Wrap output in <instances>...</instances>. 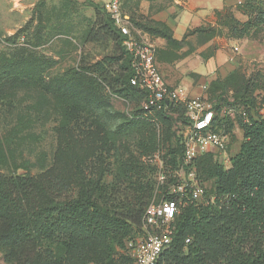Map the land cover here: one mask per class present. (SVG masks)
I'll return each mask as SVG.
<instances>
[{"label": "trees", "instance_id": "obj_1", "mask_svg": "<svg viewBox=\"0 0 264 264\" xmlns=\"http://www.w3.org/2000/svg\"><path fill=\"white\" fill-rule=\"evenodd\" d=\"M87 2L96 13L103 14V27L117 42L115 61L122 70L119 90L127 96L143 97L144 106L147 94L130 84L133 71L123 47V36L114 27L104 6ZM135 5L129 0L122 9L129 13ZM237 6L248 21L244 25L233 21L230 33L248 35L261 25L264 11L259 0H240ZM137 19L140 22L130 15L129 25L142 28L167 44H178L166 25L141 23L143 19ZM6 41L8 47H15L9 39ZM110 60L103 59L93 69L101 71L103 64ZM42 73V64L37 59H23L15 54L10 59L0 58V96L17 85L27 84L37 88L39 93L43 90L58 95L65 103L76 100L86 106L93 104L96 90L79 83L76 76L42 85ZM237 74L239 70L209 84L206 97L217 114ZM143 106L135 119H156L164 128L160 131L157 126L156 133L145 123L149 128L145 133L148 155L166 145L162 156L167 171L178 170L182 166L183 140L178 137L173 143L172 118L167 115L178 114L181 118L183 107L164 103L161 110L146 111ZM77 112L69 106L65 117L73 119ZM242 113L246 122L240 123L241 143L228 168H223L211 154L200 156L190 167H184L186 173L193 168L197 180V170H200L212 182V190L210 196L204 191L201 202L192 200L189 195L182 199L183 207L171 225V244L157 264H264V119L258 108L253 109L250 116L246 111ZM135 119L121 127L141 128ZM234 120L237 124V119ZM26 121L19 120L12 134L0 136V224L6 228L0 234V241L12 248L21 264H134L125 243L132 240L134 234L142 231L145 234L143 214L153 192V186L145 182L141 160L129 156L119 169L123 177L131 180L127 193H117L120 178H115L117 181L111 183L107 191L104 179L109 173L106 160L111 150L106 140L94 132L79 135L75 125L64 122L55 129L57 145L48 167H40L31 174L29 159L21 157L26 166L16 167L10 174L3 173L2 165L9 166V159L16 162L14 142L20 138ZM183 121L187 122L186 118ZM221 121L223 129L230 133L231 123L226 117ZM138 132L143 137V131L138 129ZM18 170L25 173L18 174ZM175 199V194L166 196V200Z\"/></svg>", "mask_w": 264, "mask_h": 264}, {"label": "rangeland", "instance_id": "obj_2", "mask_svg": "<svg viewBox=\"0 0 264 264\" xmlns=\"http://www.w3.org/2000/svg\"><path fill=\"white\" fill-rule=\"evenodd\" d=\"M259 3L264 11V0H259ZM120 11L123 16L126 14L122 8ZM261 22L262 26L259 24L248 34V42L241 44L243 49L239 46L241 54L237 57H240V74L231 81L227 98L222 99L220 103V112L225 113L226 119L232 125L226 154L229 160L238 152L241 143L240 123L246 122V116L241 119L239 113L246 111L250 116L253 109H264V18ZM127 27L133 35L139 37L133 26L127 23ZM8 39L15 47L7 46ZM14 48L23 50L13 51ZM13 54L23 59L29 57L39 60L43 67L42 85L52 84L62 77L76 76L79 83L88 85L96 90V93L91 106L82 105L76 100L65 103L58 95L53 96L43 90L41 94L35 90L37 88L27 84L17 85L12 91L9 89L3 97L0 96L2 138L15 131L19 120H27L20 138L14 142L16 162L9 159V166L2 165L3 173L10 174L16 167L26 166L21 157L29 159L31 174L40 167H48L52 163L57 145L55 129L64 122H70V125H75L77 134L97 133L109 145L111 154L106 160L109 173L104 179L105 190L109 191V185L117 181L115 178H120L116 190L117 193L124 194L131 180L123 177L119 169L128 161L129 156H134L144 165L145 182L153 186L149 204L162 203L167 195L175 194L177 168L167 171L162 156L166 145L160 147L153 155H148V135L145 133L149 128L145 123H149L156 133L157 126L160 131L164 128L156 119H135L143 106V97L127 96L119 90L122 70L120 63L115 61L118 55L117 42L104 29L101 12L96 13L87 0H0V58L10 59ZM105 58L111 60L103 64L101 71L95 72L93 66ZM216 74L225 75L216 71L211 76L215 77ZM168 78L175 80V83L163 77L166 83L179 85L188 81L191 83V89L203 91L200 89L202 85L196 84L194 78L189 75L169 70ZM236 94V100H233ZM198 96L204 95L200 93ZM69 106L78 110L77 117H65ZM228 110L235 112L237 124L235 118H229L227 115ZM167 116L172 118L173 143L175 144L178 137L182 141L188 127V123L183 121L185 117L180 118L178 114L173 113ZM131 119H135L141 128L121 127V124ZM138 129L143 131V137ZM215 159L220 161L218 156ZM17 173L25 171L18 170ZM197 173L199 186L210 196L212 182L207 180L200 170H197ZM160 174L166 177L160 180ZM178 203L181 211L183 203L179 200ZM5 229L0 224V234ZM143 234V231L134 234L131 239L141 238ZM0 264H21L12 248L1 241Z\"/></svg>", "mask_w": 264, "mask_h": 264}, {"label": "built area", "instance_id": "obj_3", "mask_svg": "<svg viewBox=\"0 0 264 264\" xmlns=\"http://www.w3.org/2000/svg\"><path fill=\"white\" fill-rule=\"evenodd\" d=\"M104 9L124 38L123 47L130 58L133 71L130 84L147 94L143 109L161 110L164 103L181 105L188 123L183 137L182 166L175 171L176 199L158 204L151 202L143 214L145 234L125 243L126 252L134 264H157L160 255L171 244V225L180 209L178 200L182 203V199L189 195L192 200L201 202L204 196V189L199 186L193 168L186 173L184 167H190L200 156L211 154L215 158L219 157V164L223 168H228L230 160L226 154L231 135L223 129L221 119L225 117V113L217 114L206 96L188 98L167 85L158 70L155 47L130 32L117 0L106 3ZM233 50L237 51L236 48ZM227 115L234 119L235 112L229 110ZM260 115L264 119V109L260 111ZM241 116L244 118L245 114L242 113ZM159 178L163 180L165 175L160 174Z\"/></svg>", "mask_w": 264, "mask_h": 264}, {"label": "crops", "instance_id": "obj_4", "mask_svg": "<svg viewBox=\"0 0 264 264\" xmlns=\"http://www.w3.org/2000/svg\"><path fill=\"white\" fill-rule=\"evenodd\" d=\"M90 1L104 6L113 0ZM117 1L121 9L129 0ZM131 1L136 5L133 6V13L125 12L126 14H124L128 24L130 15L137 22L139 21L137 18H141L143 19L141 23L146 21L162 23L170 29L172 39L178 42L176 45L167 44L164 39L151 36L142 28L136 29L140 37L151 43L155 49L157 47V66L162 78L169 79V70L180 72L194 78L196 84L202 85L200 89L202 88L203 91L191 89V83L188 81H183L179 85L167 82V85L170 84L168 85L170 88L185 96L196 97L200 93L207 96L206 91L212 81L217 78L224 79L228 74L239 70L240 57H237L238 54H241L239 46L242 47L241 44H246L250 39L246 34L232 36L230 33L233 21L241 25L248 21V17L237 6L240 0ZM234 48L237 49L236 52L233 50ZM187 64L192 65L188 67ZM216 71L225 75L216 74L215 77H212L211 75ZM169 80L173 84L175 83L173 82L175 80Z\"/></svg>", "mask_w": 264, "mask_h": 264}]
</instances>
